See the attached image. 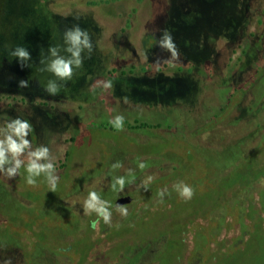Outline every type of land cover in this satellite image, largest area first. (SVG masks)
<instances>
[{"label":"rangeland","instance_id":"obj_1","mask_svg":"<svg viewBox=\"0 0 264 264\" xmlns=\"http://www.w3.org/2000/svg\"><path fill=\"white\" fill-rule=\"evenodd\" d=\"M114 1L0 0V96L16 95L15 99L7 97L0 99V118L10 117L12 122L16 119L28 118L26 120L33 127L35 139L40 138L42 146L46 145L43 139L49 130H55L60 122L64 125L72 118L76 120L73 131H70L75 136L70 154V167L63 171L55 170L54 167L41 171L39 176L34 177L36 180L34 186L27 184L28 173L24 165L21 167L23 170L19 171L20 174L13 179L9 180L6 175L0 173V216L9 217L13 223L16 221L12 220L13 214L16 217L20 214L24 217L25 213L35 210L32 213V221H30L32 217H29L27 223L33 222L36 228L47 230L51 238L47 239V246L37 239L36 242L39 244L34 242L27 252L32 258L40 255L33 264H61L54 258V251L59 250L60 241L57 240V236L76 229L75 224L70 227L65 222V213L67 211L71 215L72 213L69 207L62 203V193L70 191V188H79L83 177L98 175L97 180L101 179V183L94 186H97L96 189L90 188L91 185L83 186V184L80 188L86 193L94 191L107 200L110 199L107 202L109 203L120 187L119 184H115L116 178L125 177L126 183L129 179L139 176L136 185L134 184L132 188L130 186V190H127L133 192L138 188L136 202L126 206L128 212L130 211L127 217H124L120 210L117 211L114 220L116 226L109 230L107 247L102 244V249L100 245L98 247L100 251L90 259L87 257L93 248L94 239L90 234L91 231L84 225L81 238L73 245L85 256L87 260L85 264L115 262V264H133L144 253L139 264H204L211 255H213L211 264H264V231H258L256 240L249 239L243 247H239L241 243L236 244V236L233 237L235 231H226L218 225L225 221V216L222 214L224 208L221 205L224 204L226 191L229 193V190L234 192L241 189L240 187H243L254 175L258 176L260 167V170L264 168V144L260 147L257 145L259 151L257 147L251 145L247 156L245 155L238 162L242 156L240 149L242 147L239 148L237 143L242 142L243 137L236 142L226 141L228 144L225 147L213 149L214 152L205 154L199 146H192L187 141L192 134L187 135L186 138L182 128H178L184 123L191 125L196 121L192 114L204 110L205 107L202 106L204 101L202 105L200 103L201 98H204L203 95L206 94V99L213 95V106L220 105L219 93L210 89L208 84L212 81L206 77L205 65L202 63L214 54L217 56L221 54L228 63L224 69L228 73L236 71L237 66L232 64L236 62L240 52L238 45L241 42L237 40L239 32L244 27L246 36L243 47H247L246 37L253 32L264 30V0H175L172 3L169 19L161 29L163 34L161 37L165 35V31L171 34L179 52L177 58H173L168 48L162 50L164 39H159L161 34L157 33L158 21L149 25L143 33L144 29H138L140 23L137 20V25L130 27L128 37H125L127 34H121L116 35L114 39L113 34L119 31L121 23L119 13L126 8L125 5L120 7V2L113 3ZM153 1L157 0L143 2L148 10V16L153 15ZM181 3L188 7L183 9L188 12L182 11ZM76 10L91 11L100 20V25L88 15L81 19L76 17L71 21L62 18L65 16L63 12ZM167 22L168 28L165 26ZM77 28L81 32H87L91 47L85 46L83 35L79 44L73 43L68 33L74 32ZM101 32L103 35H99ZM122 41L128 44L124 55L120 54L124 48ZM138 46L142 50L144 48L147 50V53L140 54V58H143L141 62L137 60V54L140 52ZM18 48H22L28 54L27 57L16 55ZM255 51L257 53V50L249 47L245 60L240 64V72L245 75L239 76L244 80L243 87H248L259 80L255 87L258 94H261L264 93V84L260 85L262 82L260 75L264 69L262 65L254 67L256 70L251 68L255 64L258 66L262 59L255 60V63L249 61L252 60L250 58H253ZM77 52L78 55H74ZM260 53L264 55V48ZM122 58H129L131 61L124 62ZM219 59L221 62V56ZM57 60L72 62L70 77H61L55 72L54 63ZM168 60H173V63L167 62V68L178 69L189 66L185 69L184 76L175 77V81L170 80L173 91L178 88V93H171L172 90L168 92L166 82L160 77L161 73L160 75L158 72L154 73L156 76H153L149 70L144 69ZM129 62L141 65L140 72L135 74L107 72V69H112L117 64H130ZM199 70L201 71L197 74ZM196 74L205 80L204 94L202 82L197 81ZM216 79L217 77L213 81ZM21 80L27 81V88L20 86ZM160 82L163 84L162 89L158 86ZM50 89H55V92ZM245 92L243 88L234 90L232 92L234 96L225 113H218L212 119H208V126L224 119L225 126L219 128L223 131H213L214 136L222 132L226 139L227 134H231L229 127L231 125L236 132L242 130L239 128L238 120L242 118L240 112L249 111L255 100L251 98L250 106L237 108L243 102L241 98ZM173 100L179 102L175 104ZM6 101L14 104L8 106ZM136 112L150 114L152 119L159 118L162 122L169 116L176 131L166 138L161 137L160 142L132 143L124 137L125 132L121 133L111 121L122 117L124 125L127 119L135 117ZM236 115L237 117H234ZM3 121L7 122V120ZM3 121L0 120V125ZM227 121L229 123H226ZM13 128L14 126L8 123L6 132L0 128V134L4 133L8 137L13 133ZM247 128H252V124H248ZM130 136L138 137L140 140L144 137L139 134H130ZM143 139L146 140V137ZM196 143L198 144L199 140H196ZM115 144L118 147L130 145L131 150L138 153L158 152L160 149L167 153L172 147L182 149L184 152L178 153L177 157L180 158L181 167L176 169L166 166L162 169L154 167L144 173L138 166L131 168L109 166L104 169L102 165L111 152H113L112 160L117 159L118 148ZM255 153L259 155L262 163L260 167L255 164ZM170 154H173L172 151ZM5 155L9 157L7 153ZM235 162L238 164L236 165ZM52 176L59 177V180L55 181V191L51 190L53 182L49 177ZM149 177L153 179L147 183L145 189L143 185ZM3 180H7L9 184L3 183ZM181 182L194 189L195 194L190 200L182 198L173 187ZM9 185L16 188V195L20 198L37 200V204L31 205L33 207L29 209L28 206L22 205L21 199L16 197ZM261 188H264V177L251 183L250 188H246L242 195L240 194L245 198L243 205L251 194L254 195L253 192ZM164 189L167 191L161 198L159 193ZM260 195L261 198L260 196L257 198V193L254 195L255 206L261 204L259 209L264 211V190ZM135 206L139 210L137 213L133 211ZM208 209H213L214 215L211 230L210 227L197 230L191 226L185 227L184 224L195 226L197 217L205 215ZM246 209L247 205H245ZM45 212L50 214L43 215ZM55 216L58 217V221ZM220 216L224 217L223 221ZM40 218L44 219L42 221L44 226L39 223ZM232 218V226L235 227L236 220L235 217ZM16 222L18 228L26 223L22 219L21 223L19 220ZM245 224L249 226L251 224L247 214ZM35 232L39 236V232L37 230ZM223 240L225 245L221 246ZM16 241L11 233L0 230V248L1 246L6 249L14 248L17 245ZM40 243L45 246H40L42 245ZM96 243L100 244V241ZM126 250L131 253L126 255ZM1 255L0 249V259H9L8 253H5L6 258Z\"/></svg>","mask_w":264,"mask_h":264},{"label":"flooded vegetation","instance_id":"obj_2","mask_svg":"<svg viewBox=\"0 0 264 264\" xmlns=\"http://www.w3.org/2000/svg\"><path fill=\"white\" fill-rule=\"evenodd\" d=\"M145 0H123V1H119V0H115L113 3L116 2H120L119 6L123 7L125 5L126 8L123 9V11H120L119 15H120V28L118 32H114L113 37L114 39H116V35H124L127 34L125 37H128L129 34V29L130 27H133V25H137L136 22L137 20H139V27L138 29H144L143 33L145 31L146 28L149 27V25L156 23V21H158V23H156L157 25V29L159 31H157V33L161 34L159 39H164L165 35L163 37H161L163 34L161 33V29L164 26V24L166 23L165 21H168L169 19V15L171 14V8H172V3L175 0H157V1H153L152 2V7H153V15L152 16H148V10L145 7V5H143V2ZM111 3V4H113ZM111 6V5H110ZM187 6L183 5L181 3V9L184 12H188V10H183L185 9ZM188 8V7H187ZM66 11V10H65ZM85 11L84 10H76V11H70V12H66V13H62L65 16H70L72 15L73 20H75V18H79L81 19L82 17H84ZM92 13V12H91ZM95 13V11H94ZM256 14H259L256 12ZM91 17L97 21L98 25H100V20L98 19L97 16H95V14L92 13ZM132 22V23H131ZM132 24V25H131ZM131 25V26H130ZM167 28L169 26V23L167 22V24L165 25ZM164 29V28H163ZM244 27L241 29V31L239 32V37L237 38V40H239L241 43L238 45L239 46V53L237 55V59L236 62L232 64V66H237V68L235 69L236 71H232L231 73H228L227 70L224 69V67L228 66V63L226 58L223 57V55H218L214 54L212 57H210L207 61H205V63H202L203 65H205V75L207 78H210V80L212 81L211 84H208L210 89L212 91H215L216 93L221 94V96L218 94L219 98H221L220 101V105H217L216 107L213 106L212 104V98L213 95H211L212 97H209V99H206V94L203 95V97L206 99L204 100V98H201L202 101H200L201 105L202 102L203 103V107L204 110L202 109V111H196V113H193L192 116L196 119V121H194L191 125H187L186 123H184L183 126L178 127L179 129L182 128L183 130V135L186 137L189 134L191 135V138L189 137L187 141H189L191 143L192 146H196V147H200L201 151L205 154H209L213 151V149H221L223 147H225L229 141L236 142L239 141L242 137H243V141L242 142H238L237 146H241L242 148V156L239 158L238 162L241 161V159L247 154L249 153V148L251 147V145H254V147L256 148L257 145H262L264 144V93L258 94V91L256 90V83L259 82V80L254 81L250 86L248 87H243L244 84V80L240 79L239 75H245L242 74L240 72V64H242L243 60H245V56L247 54V52L249 51V47H253L254 50H257V53L255 51V54L252 55L253 58H250L252 60H249L250 63H255V60H261L262 62L259 63L258 66H256V64L253 66V70H256L257 67H259L260 65H262L263 69H264V55L262 53H260V51H262V49L264 48V30L260 31V32H256V33H251L249 37H246L248 40L247 42V47H243L244 43V38L246 36V33L243 31ZM243 31V32H242ZM143 33L141 35H143ZM103 35V33H99V35ZM125 37H123V39H125ZM141 38V36L139 37ZM255 43V44H254ZM122 46L124 47L120 52V54H125V51H127L126 47H128V44H126L125 42L122 41ZM130 45V44H129ZM140 46V45H139ZM138 46V51H140L137 54V60L138 61H142L143 58H140V54L142 53H147L146 48H144L143 50ZM243 47V48H242ZM131 48L132 51L134 50L133 45L131 44ZM167 47L162 46V50H165ZM134 52V51H133ZM163 52V51H162ZM135 53V52H134ZM114 56V54H113ZM220 56H221V62H220ZM114 58V57H113ZM122 60L125 62L131 61V59L129 58H122ZM171 61V63H173V60H168L166 62H161L155 66H149V67H145L144 69L146 71L149 70L150 73H152L153 76H156L154 73H161L162 76L160 75V77H162V80H164L163 82H166L165 85L168 87V92L172 90L171 93L175 92L178 93V88L173 91V86H171V81L173 80L175 81L176 78H178L179 76H184L185 75V69L189 66H183L181 68L176 69L175 67H168L167 62ZM220 62V63H219ZM130 63V62H129ZM140 67H142L141 65L137 64H117L116 66H114L112 69H109L108 72L109 74H114V73H119L121 72L122 74L124 73H131V74H135V73H139L140 72ZM256 67V68H254ZM199 68V66H198ZM250 69V67L248 68V70ZM183 70V71H182ZM238 70V71H237ZM201 70H199L197 72V74H199ZM193 72H195V70H193ZM207 72V73H206ZM246 71H243V73H245ZM193 74V73H192ZM196 74V75H197ZM199 78H198V77ZM197 81L198 82H202L203 88V94L205 92V88H204V79H202L199 75H197ZM176 77V78H175ZM217 77L216 81H213V79ZM260 79L262 80L260 85L264 84V70L260 75ZM201 78V79H200ZM161 84V85H160ZM160 84L158 83V86H160L159 88L162 89V82H160ZM165 87V86H164ZM237 88H243L244 90H246V92L243 94V102L241 104L238 105L237 108H244L245 106H250L251 105V101L250 99H255L253 101L252 106L250 107V110H246L245 111H241L240 113L242 114L241 119L239 120V128L242 129L239 132H236L235 128L233 127V125L229 126L231 129V134H227L226 139H224V135L222 132H220L219 134L217 133L216 136H214L212 134L213 131H223L219 128H221L222 126H225V122L224 119H220L217 122H215L214 124L212 123L211 125L208 126V119H212L213 116L215 117L216 115L221 114V113H225V111L228 108V104L231 101V98L234 96H232V92L234 90H236ZM211 91V93H213ZM232 91V92H231ZM167 92V93H168ZM170 93V94H171ZM249 97V98H248ZM245 98V99H244ZM248 98V99H247ZM247 99V100H246ZM174 101V100H173ZM172 101V102H173ZM7 102V101H6ZM179 101H174V103H178ZM47 104V102H45ZM14 104V102H11V104H8V106H12ZM50 105L54 107V104L50 102ZM235 105H232V107H234ZM187 110V109H186ZM234 110L236 111V109L234 108ZM211 112V113H210ZM237 112V111H236ZM245 113V114H244ZM239 114V113H238ZM26 115V113H25ZM167 114H164V116H166ZM196 115V116H195ZM135 117H132L130 119H127V123L123 125V129H120L119 131L121 133H124V137H127L130 142H135V141H141V143L144 142H160L161 141V137L166 138L167 136H170L171 134H173V132L176 131V127L174 125V123L172 122V119H169V116L164 119V121L162 122V119L156 118V119H152V116L150 114H145V113H141V112H136ZM157 116V115H156ZM158 117V116H157ZM234 117H237L234 116ZM26 119L28 118H23L21 120V122H24ZM1 121L3 120H7V122L5 123L4 121L2 122V125H0V128L2 131L6 132V128H7V124H12L14 126V128L12 129L13 133L9 136H12V138L14 140H16V142L19 144L21 142V137L17 136V134L15 133V125L12 123V120L10 117H7V119L1 117L0 118ZM157 121V122H154ZM169 120V121H167ZM150 122V123H147ZM153 122V123H151ZM248 124H252V128H247V123ZM226 123H229V121H227ZM76 125V120L75 119H70V121H67L66 124L63 125V122H60L59 125L57 126V128L55 130H49L51 132L48 131L47 136L43 139V141L45 142V146L41 145V141L40 138L39 139H35V135H34V131H27V134L24 135L22 137V139L24 140H28L30 143V147L26 148L24 150V152L22 153V155L19 157L24 163V166H27V164L30 162V160H35L34 156H31L30 153L35 152L37 148L39 147H45L48 149V153L46 157L40 158L39 160H36V163L38 165H48L49 163H51V165H53V167L56 169H58L59 171H63L65 168L70 167V154H71V148L73 146V144L75 143V136L73 135L72 132L74 126ZM203 125L205 127H203ZM228 125V124H227ZM214 127V128H213ZM246 127V128H245ZM9 128V127H8ZM245 128V129H244ZM11 129V128H9ZM147 131V132H146ZM243 131V132H242ZM130 134H134V135H141L146 137V140H144L142 137L141 140L137 137V138H132V136H130ZM184 137V138H185ZM218 137V138H216ZM6 138V134H0V141L5 140ZM187 138V137H186ZM214 138H215V143H214ZM132 139V140H131ZM196 140H199V143H196ZM228 141V142H226ZM259 142V144H258ZM49 143V144H48ZM115 146L118 148L116 150V154H117V159L116 160H112L113 156V152H111L108 156L109 158L106 159L103 163V167L104 169L109 167V166H117V167H124V168H131V167H135L144 163L146 165L145 168H143L142 173H144L146 170H149L150 168H154V167H158V168H164L166 167H171V168H178L181 167V164L179 163V159L178 157V153H181V151H183L182 149H178L176 147H172L171 150H169L167 153H164V150H159L158 152H149V151H143V152H136L134 150H131L132 148L130 147V145H126V147H122V146H117V144H115ZM5 149H7V144L5 143L4 145ZM186 150V149H185ZM257 150L259 151L260 149L257 147ZM172 151L173 154H170V152ZM184 152V151H183ZM214 152V151H213ZM5 153H7L9 155V157H7L8 159L12 160V153L8 152L7 150L5 151ZM54 153V154H53ZM182 154V153H181ZM106 156V157H108ZM259 155H257L255 153V164L258 165L257 167H260L262 165V163H260V158L258 157ZM108 160V161H107ZM238 162H235V164L237 165ZM264 163V162H263ZM116 164V165H115ZM12 166V165H11ZM10 164H5L4 167L8 168L11 167ZM96 166V165H95ZM235 166V165H233ZM261 167L259 168V174L254 175L253 178L249 179V181H247V183L243 186L240 187L241 189H238L237 191H231L229 190V193H225V201L223 202L224 204H222L221 206H223L224 208V212L222 213L223 216H225L223 221L222 216H220L221 221H223L224 223L218 224L219 226H221L223 229H225L226 231H235V234L233 235L236 236V244H239V247L246 244V242H248L249 239H255L256 240V235L258 233V231L262 232L264 231V211H262L261 209V204L257 206H255V194L257 193V198L260 195V192L262 190H264V188H261L260 190L253 192L254 195H250L249 200L246 202L245 205H247V209L245 210V205H243L245 203V198L240 196V194L242 195L243 191L246 190V188H250V184L263 178L264 177V168L262 170H260ZM20 170H23L22 168H20ZM19 170V171H20ZM20 174V172H19ZM18 174V175H19ZM59 176V175H58ZM172 176V175H171ZM170 176V177H171ZM105 177L106 176H102ZM50 178V177H49ZM98 175L95 176H87V177H83L82 181H80V186L83 184V186L85 185H91L90 188L94 187L96 184H100L101 183V179L97 180ZM139 176L134 178V179H129L123 188V191H120V187L119 190L116 194V196H114V198L107 203L109 200H107L106 197H102L101 195H98L99 201L101 202H105L103 204L104 207H106L108 209V211L111 213V224H105L103 219L98 217L95 209H89V214H85V202L89 199V193H86L85 190L83 188H70V191H66L62 193V203L67 205L70 209V212L72 213V215L67 211L65 213L66 215V220L65 222L68 223V225L70 227H73L72 225L75 224L76 225V229H72L70 231V233H66V234H61L59 236H57V240H59V250H55L54 251V258L58 259L59 262H61V264H85L86 263V258L84 255H82V253H80L79 249L74 246V242L78 239L81 238V235L83 234V230H84V225H86V228H88L91 232V236L93 237V248L89 254V257H87L88 259L93 258V256L95 255V253L99 252L100 248H98L100 245L103 249L102 244H105V248L107 247L106 245L108 244V236H109V230L116 226L114 224V220L116 219V213L119 210L118 209V205L116 204V201L118 198L120 197H127L130 196L131 200L129 202H124L122 204L119 205H130L133 204L134 202H136L137 197H138V191L137 189L133 192H127V190H130V186L131 188L133 187V185L137 183ZM50 180V179H49ZM48 181V179H47ZM8 183L7 180H3V183ZM9 184V183H8ZM10 186V185H9ZM8 186V187H9ZM11 187V186H10ZM9 187V188H10ZM96 187H94L93 189H96ZM11 191L16 195L17 191L16 188H10ZM250 191V190H249ZM17 198H20L18 195H16ZM23 197V196H22ZM21 199V204L28 206V209L30 207H33L31 205H36L37 204V200H32L30 198H20ZM101 204L97 203L96 207H100ZM138 207V204H137ZM135 206V209L133 211H139L138 208ZM68 210V208H66ZM258 212H257V210ZM35 210H31L29 211V213H25L24 217L20 216L16 217L15 214H13V219L12 220H19V222L21 223V219L23 221H26V223H24L23 225H20V227L18 228V223L15 221L12 223L11 219L9 217H4V216H0V230L3 231H7L9 233L12 234V236H14L15 239H17L16 243V247L14 248H10V249H6V248H2L1 246V256H5V253L9 254L8 257L9 259H11L12 264H33L35 262L36 259H38L40 257V255L35 256L34 258H32V256H30V254L27 252V249L31 248L32 244L37 243L39 244V242H36L37 239H40L41 242L46 243L47 239H50V235L49 233H47L48 231L43 229V228H36L32 223H27V220L29 221L30 218L32 217L30 221H32L33 216L32 213H34ZM213 209H208L205 213V215H199L196 219L195 226H192L190 224H184L185 227L186 226H191V228H194L195 230L197 229H208L210 227V230L212 229L211 226H213V218L214 215L212 214ZM130 212V211H129ZM128 212V213H129ZM49 213V212H48ZM47 212H45L43 215H49ZM248 215V218L250 219V226L247 224H245V215ZM15 215V218H14ZM137 216V214H136ZM52 217V215H51ZM57 218V221L59 220L57 216H55ZM232 217H235L236 223H235V227H233V223L231 222L233 220ZM72 219V220H71ZM42 221H44L43 218L39 219V223H42ZM98 221V223L95 224V227L93 226V223ZM42 225L44 226L45 224L42 223ZM42 225L40 227H42ZM217 225V226H218ZM247 226V229H246ZM39 232V236L36 235L35 231ZM102 232V233H101ZM101 233V234H100ZM50 237V238H49ZM100 241V244L96 243ZM184 242V241H183ZM40 243V244H42ZM225 245V240L222 241L221 246ZM40 246H45V244H42ZM47 246V243H46ZM184 247H185V242H184ZM5 250V253H4ZM137 250V249H136ZM135 250V251H136ZM146 252V251H145ZM129 253H131V251L126 250V255H128ZM29 254V257L28 255ZM145 254V253H144ZM144 254L142 256H144ZM92 255V256H91ZM139 257L137 258L133 264H139V260L142 258ZM6 258V256L4 257ZM121 258V257H120ZM119 258V259H120ZM124 258V257H122ZM121 258V259H122ZM42 259V258H41ZM120 259V260H121ZM6 260V259H5ZM4 259H0V264H3ZM213 261V255H211L208 259L207 262H205L204 264H211V262ZM116 263V262H115ZM113 263V264H115ZM154 264V263H152Z\"/></svg>","mask_w":264,"mask_h":264},{"label":"clouds","instance_id":"obj_3","mask_svg":"<svg viewBox=\"0 0 264 264\" xmlns=\"http://www.w3.org/2000/svg\"><path fill=\"white\" fill-rule=\"evenodd\" d=\"M68 35L70 36L74 44H79L81 42L80 37L83 35L84 36L83 43L85 44V46L91 47V45L88 43L89 38L86 31L81 32L80 29L77 28L74 32L68 33ZM163 44L172 52L173 58H177L179 56V52L177 51V47L173 41V38L171 34L168 33L167 31H165ZM69 50L71 51V49ZM15 54L19 55L20 57H27L28 55L22 48H18ZM74 55H78V52L74 53ZM71 63H72L71 61L64 62L63 60H57L54 63L55 72L61 77H70ZM77 63H79V61H77ZM20 86L22 88H27L28 87L27 81L21 80ZM108 86H110V84ZM50 91L55 92V89H50ZM123 121L124 120L122 117H117V119L115 121H111V123H113L114 126L119 130L123 128ZM12 123L16 126L15 133L17 134V136L21 137V142L18 144L16 140L12 138V136H8L6 137L5 140L0 141V173L6 175L9 180L15 178L19 174V170L24 163L19 157L22 155V153L26 148L30 147L29 141L22 139V137L27 134V131H33L32 125H30L27 120L21 122L20 119H16ZM9 127H11V125H9ZM5 143L7 144V149H5L4 147ZM6 150L12 153V160H9L6 157L5 155ZM47 153H48V149L45 147H39L36 149L35 152L30 153L31 156L35 157V160H30V162L26 166V171L28 173L27 184L34 186L36 184V180L34 179L35 176H39L41 171H44L46 169H52L53 165L51 164L38 165L36 163V160L46 157ZM5 164H11L12 166L5 168L4 167ZM139 167L143 169L146 167V165L144 163H141ZM49 179L53 182L51 186V190L55 191L56 189L55 181H58L59 177L52 176ZM152 179H153L152 177H149L148 181L144 182L143 186L145 187V189H147L146 187L147 183L150 182ZM115 184H119L120 191H123L125 185V177L116 178ZM115 184L113 185V187H115ZM173 187L177 190L179 195L186 200H190L195 194L194 189L190 185L184 184L183 182L176 184ZM166 191H167L166 189L160 191L159 195L161 196V198L164 196ZM88 196L89 199L85 202V214H89V209H95L98 217L102 218L105 224L110 225L111 213L108 211L106 207L103 206L105 202L99 201V198L96 192L94 191L90 192ZM97 203H100L101 206L96 207ZM117 207L123 213V216L127 217L128 215L127 207L125 205H118ZM96 223H98V221L93 223L94 227ZM3 264H12V261L11 259H6L3 261Z\"/></svg>","mask_w":264,"mask_h":264},{"label":"trees","instance_id":"obj_4","mask_svg":"<svg viewBox=\"0 0 264 264\" xmlns=\"http://www.w3.org/2000/svg\"><path fill=\"white\" fill-rule=\"evenodd\" d=\"M84 15H85V16H87V15H88V16H91L92 13H91V11H85ZM62 18H67L68 21L73 20L72 15L67 16V17H64V16H63ZM99 27H100V26H99ZM107 72H108V69H107ZM108 73H109V72H108ZM6 97H7V98H10V99H13V98L15 99V98H16V95H13V94H10V95H9V94H4V95H1V96H0V99H5ZM32 98H33V97H32ZM41 101H42V100H41ZM38 102H39V100H38ZM8 104H11V101H8Z\"/></svg>","mask_w":264,"mask_h":264},{"label":"water","instance_id":"obj_5","mask_svg":"<svg viewBox=\"0 0 264 264\" xmlns=\"http://www.w3.org/2000/svg\"><path fill=\"white\" fill-rule=\"evenodd\" d=\"M130 200H131L130 196L120 197L117 199L116 204L119 205V204H122L124 202H129Z\"/></svg>","mask_w":264,"mask_h":264}]
</instances>
